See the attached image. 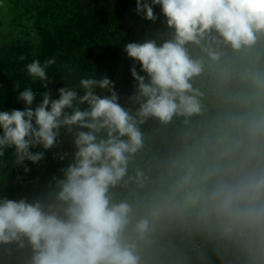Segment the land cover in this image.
Here are the masks:
<instances>
[{
	"label": "clouds",
	"instance_id": "obj_1",
	"mask_svg": "<svg viewBox=\"0 0 264 264\" xmlns=\"http://www.w3.org/2000/svg\"><path fill=\"white\" fill-rule=\"evenodd\" d=\"M156 5L171 37L124 47L146 73L130 69L134 107L87 76L35 107L25 87L23 110L0 111V157L13 149L17 166L62 128L76 149L46 200L0 199V245L30 246L29 264H191L179 242L193 237L221 264H264V0H136V12L155 22ZM55 63L26 71L47 89Z\"/></svg>",
	"mask_w": 264,
	"mask_h": 264
},
{
	"label": "trees",
	"instance_id": "obj_2",
	"mask_svg": "<svg viewBox=\"0 0 264 264\" xmlns=\"http://www.w3.org/2000/svg\"><path fill=\"white\" fill-rule=\"evenodd\" d=\"M39 1L41 0H17L16 5H28V8L34 11L37 10ZM57 1L59 3L55 4L59 8H65L62 14H59L55 7L49 13L47 11L38 14L36 11L32 17V25L41 27L38 34L39 49L33 57L30 40L25 38L26 31H21L19 36L12 38L9 43L2 44L0 111L23 110L25 104L18 101L17 97L25 87H31L36 93L33 105L35 107L42 102L43 92L50 90L52 98L57 99L59 88L65 87L66 84L78 85L80 78L87 76L95 79L109 78L114 82L115 91L120 97L119 103L124 107H134L128 101V97L136 90V81L130 69L135 66L139 75L146 76V73L141 70L139 62L127 56L124 47L130 42L142 43L147 39H155L161 43L171 37L172 30L167 27L160 6H154V13L158 18L153 22L145 19L142 13L137 14L136 0ZM73 11L77 15V21L71 25L68 19ZM21 55L25 57L23 61L18 59ZM50 58H55L56 63L47 69V74L53 82L46 89L38 80L32 82L26 65L33 60L38 59L43 63ZM17 82L20 84L19 89H15ZM79 94L82 95L83 92ZM97 94L110 93L97 89ZM85 107L86 104L81 105L82 109ZM66 111L70 113L71 110ZM143 127L146 131L151 130L154 122L150 120ZM58 140L57 147L52 149L45 150L42 146L31 148L33 153L43 152L44 158L36 163L25 160L19 166L14 163V150L5 149V155L0 157V199H26L32 203L36 200L44 201L49 197L55 189L53 178L63 179L61 169L67 168L73 161V153L76 150L73 136L66 133L65 129H61ZM153 150L162 153L165 146L157 143ZM61 156L64 158L61 159ZM25 167L30 171L25 172ZM179 243L186 247L191 255V264H221L211 245L202 238L193 237ZM31 255V248L27 245L24 248H19L15 243L0 245V264H29ZM200 256H206L207 260L202 262Z\"/></svg>",
	"mask_w": 264,
	"mask_h": 264
},
{
	"label": "rangeland",
	"instance_id": "obj_3",
	"mask_svg": "<svg viewBox=\"0 0 264 264\" xmlns=\"http://www.w3.org/2000/svg\"><path fill=\"white\" fill-rule=\"evenodd\" d=\"M16 1L17 0H0V48L2 44L9 43L12 38L19 36L21 31H26L25 38L30 40L29 43L32 46L31 50L33 51V57L39 49L40 40H38V34L41 27L37 28L32 25V17L36 14V11L38 14H43L47 11L49 13L55 7L56 11L62 14L65 8L63 6L59 8V6L55 4L59 3L57 0H41L37 2V10L32 11L28 8V5L17 6ZM42 1H44V3L40 5ZM68 21L71 25H74L77 21V15L74 11L71 13V18H69ZM53 36L55 35L53 34Z\"/></svg>",
	"mask_w": 264,
	"mask_h": 264
}]
</instances>
